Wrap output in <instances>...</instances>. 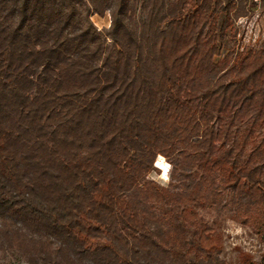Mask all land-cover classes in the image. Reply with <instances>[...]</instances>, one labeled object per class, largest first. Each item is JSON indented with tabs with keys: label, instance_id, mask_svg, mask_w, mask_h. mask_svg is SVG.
<instances>
[{
	"label": "trees",
	"instance_id": "16d2710c",
	"mask_svg": "<svg viewBox=\"0 0 264 264\" xmlns=\"http://www.w3.org/2000/svg\"><path fill=\"white\" fill-rule=\"evenodd\" d=\"M255 9L0 0V262L226 264L211 210L264 243V41L220 58Z\"/></svg>",
	"mask_w": 264,
	"mask_h": 264
},
{
	"label": "rangeland",
	"instance_id": "374dc122",
	"mask_svg": "<svg viewBox=\"0 0 264 264\" xmlns=\"http://www.w3.org/2000/svg\"><path fill=\"white\" fill-rule=\"evenodd\" d=\"M91 21L98 30L108 29L111 23L108 13L103 17L93 15ZM235 29L237 31L235 38L225 41L220 58L232 49L237 52L257 48L264 41V15H260L255 9L247 17L237 20ZM154 166L159 172L151 173L149 178L161 186H167L171 174L170 163L158 156ZM199 223H207L220 236L222 246L221 254L218 256L220 260L226 264H260L264 255V243L251 227L242 226L229 219L225 213L215 210L202 211ZM0 264L23 263L8 258Z\"/></svg>",
	"mask_w": 264,
	"mask_h": 264
},
{
	"label": "built area",
	"instance_id": "2783aa9c",
	"mask_svg": "<svg viewBox=\"0 0 264 264\" xmlns=\"http://www.w3.org/2000/svg\"><path fill=\"white\" fill-rule=\"evenodd\" d=\"M257 6H259L264 0H252Z\"/></svg>",
	"mask_w": 264,
	"mask_h": 264
}]
</instances>
